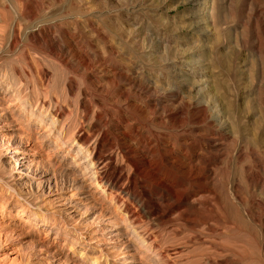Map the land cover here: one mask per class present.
<instances>
[{
  "label": "rangeland",
  "instance_id": "obj_1",
  "mask_svg": "<svg viewBox=\"0 0 264 264\" xmlns=\"http://www.w3.org/2000/svg\"><path fill=\"white\" fill-rule=\"evenodd\" d=\"M0 264H264V0H0Z\"/></svg>",
  "mask_w": 264,
  "mask_h": 264
},
{
  "label": "bare ground",
  "instance_id": "obj_2",
  "mask_svg": "<svg viewBox=\"0 0 264 264\" xmlns=\"http://www.w3.org/2000/svg\"><path fill=\"white\" fill-rule=\"evenodd\" d=\"M14 151L17 152L16 150H14ZM81 161H82V160H81ZM79 162H80V161H79ZM77 163H78V162H77ZM80 164H81V163H80ZM84 164H85V163H84ZM76 165H77V164H76ZM85 165H86V164H85ZM98 165H99V164H98ZM86 167H87V166H86ZM94 167H95V166H94ZM95 168H96V167H95ZM84 169H85V167H84ZM84 169H83V170H84ZM86 171H88V170H86ZM86 171H85V172H86ZM92 171H93V170H92ZM92 171H91V172H92ZM82 172H83V171H82ZM88 173H89V172H88ZM88 173H87V175H88ZM95 174H96V173H95ZM83 175H84V174H83ZM91 175H92V174H91ZM93 175H94V174H93ZM82 177H83V176H82ZM84 177H85V176H84ZM88 177H89V176H88ZM92 177H93V176H92ZM106 177H107V175H106ZM91 179H92V178H91ZM97 181H98V180H97ZM97 181H96L94 184H97V183H98ZM99 181H100V180H99ZM107 182H108V181H107ZM89 183H93V181H91V182H89ZM98 184H99V183H98ZM94 186H95V185H94ZM122 252H123V251H122ZM122 254H123V253H122ZM122 254H121V255H122ZM132 260H133V259H132Z\"/></svg>",
  "mask_w": 264,
  "mask_h": 264
}]
</instances>
